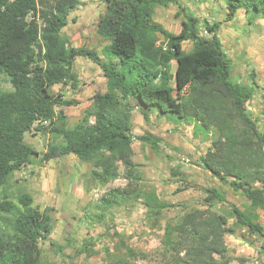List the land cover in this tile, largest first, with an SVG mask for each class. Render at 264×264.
I'll return each instance as SVG.
<instances>
[{"label": "trees", "instance_id": "trees-1", "mask_svg": "<svg viewBox=\"0 0 264 264\" xmlns=\"http://www.w3.org/2000/svg\"><path fill=\"white\" fill-rule=\"evenodd\" d=\"M223 1L224 22H231L239 10L251 24L264 20V0ZM79 4L80 0H0V75L8 84V89L0 88V189L12 173L31 164L34 151L24 139L35 131L61 138L49 146L41 163L71 155L91 164L90 175L101 186L119 177L127 181L125 188L112 189L101 199V209L123 198L137 199L140 190L126 189L141 180L131 147L134 102L145 122L154 112L158 118L212 132L200 166L249 203L244 210L228 205L230 213H220L214 207L226 204L225 195L216 188L204 189L202 209L185 211L173 226L165 227L162 264H229L226 235L245 229L264 237L255 214L264 211V131L246 112L258 89L253 71L250 85L232 79L217 35L220 22L205 26L208 38L198 35V21L190 16L178 34L154 22L156 7L174 4L182 12L178 0H104L96 24V34L106 42L103 60L92 48L71 46L62 33L68 14ZM186 41L192 43L188 52L182 46ZM78 57L100 67L106 92L91 97V109L71 128L56 126V108L76 103L51 90L56 85L76 87ZM137 140L158 148L159 140L152 135L142 134ZM151 198L146 206L159 214L164 204L155 195ZM32 202L27 193L19 194L16 203L5 194L0 198V214L12 217L10 233H0V264H39V242L51 234V210H40ZM103 212L94 217L102 219ZM229 217L234 219L230 226ZM257 253L264 264V247Z\"/></svg>", "mask_w": 264, "mask_h": 264}, {"label": "rangeland", "instance_id": "rangeland-1", "mask_svg": "<svg viewBox=\"0 0 264 264\" xmlns=\"http://www.w3.org/2000/svg\"><path fill=\"white\" fill-rule=\"evenodd\" d=\"M178 2L182 12L174 4L156 7L154 22L170 33L178 34L182 21L190 16L198 21V35L206 38L209 34L205 26L220 22L217 35L232 70V79L250 85L253 81L250 73L253 71L258 89L247 102L246 112L258 121L259 129L264 131V20L256 19L251 24L248 16L239 10L232 23L224 22L226 5L223 0ZM103 12L104 0H80V4L68 14L62 33L71 46L92 48L105 60L102 50L106 42L96 34V24ZM161 41L159 37L158 42ZM182 46L188 52L192 43L186 41ZM258 48L259 59L255 51ZM74 72L78 78L75 88L68 84L56 85L51 90L53 94H62L64 99L76 103L75 106L56 108L57 115H60L55 121L56 126L71 128L85 111L91 109V97L106 92V79L98 65L78 57ZM0 88L8 89L2 75ZM131 106L133 111L141 110L134 102ZM155 115L152 112L149 122L142 119V124L131 128L136 152L133 161L138 165L141 180L126 189L137 188L142 195L137 199L123 198L107 209L99 207L101 199L112 189L125 188V179L119 177L101 186L90 175L91 164L71 155L41 163L40 158L49 146L60 143L61 138L48 132L25 134L24 140L33 148L34 158L31 164L8 177L6 185L0 189V198L5 194L16 203L19 194L27 193L32 197L34 207L51 210V234L39 242V264H162L161 243L165 227L173 226L185 211L202 209L205 188H216L225 195L226 204L214 207L220 213H230L228 205L241 210L249 205L243 195L217 180L213 185L199 170L197 155L210 147L212 132L202 133L190 125L177 126L174 118L168 120ZM142 134H165L166 137L153 150L150 145L137 140ZM118 165L123 171V167ZM153 195L164 204L159 214L156 208L146 206ZM101 212L104 213L102 219L94 217ZM255 214L264 228V211L256 210ZM233 222L234 219L229 217L227 225ZM11 224V216L0 214V233L8 235ZM224 241L229 264H263L257 250L264 247V237L236 229L234 235H226ZM84 246L86 248L82 250Z\"/></svg>", "mask_w": 264, "mask_h": 264}, {"label": "crops", "instance_id": "crops-1", "mask_svg": "<svg viewBox=\"0 0 264 264\" xmlns=\"http://www.w3.org/2000/svg\"><path fill=\"white\" fill-rule=\"evenodd\" d=\"M237 15H238V13H237ZM233 21H231V22H228V23H232ZM259 22V21H258ZM257 21H255V24H259ZM259 37V36H258ZM259 40V39H258ZM222 45V44H221ZM256 51V53H257V58L259 59V48L258 49H256L255 50ZM175 68H176V63H174L173 61L170 63V73L171 74H174V72H175ZM141 109V108H140ZM155 117H156V115H155ZM142 115H141V113H140V110L138 111V112H136V111H133L132 112V118H131V124H132V128L134 127V126H136L137 124H142ZM151 120V117H150V115H149V121ZM148 121V122H149ZM175 125H185V124H182V123H175ZM132 131V130H131ZM150 135H152V134H150ZM153 137H155V138H157L158 140H159V142H163L164 140H165V134H154V135H152ZM194 136V135H193ZM141 143V142H140ZM141 144H143V143H141ZM144 145V144H143ZM132 150H133V160H134V154L136 153L135 152V149H134V143H132ZM206 153V152H205ZM205 153H202V154H198L197 155V158H196V163H197V165H199L198 167H200V169L199 170H202V172H204L206 175H207V178H209V180L211 181V183L214 185V182H215V178H213L211 175H210V173H208L207 171H205L201 166H200V164H199V159H200V157L202 156V155H204ZM206 189V188H205Z\"/></svg>", "mask_w": 264, "mask_h": 264}, {"label": "water", "instance_id": "water-1", "mask_svg": "<svg viewBox=\"0 0 264 264\" xmlns=\"http://www.w3.org/2000/svg\"><path fill=\"white\" fill-rule=\"evenodd\" d=\"M35 156H37V155H35Z\"/></svg>", "mask_w": 264, "mask_h": 264}]
</instances>
